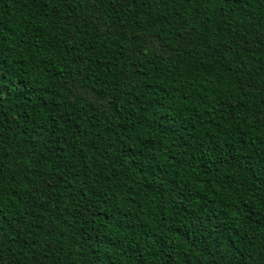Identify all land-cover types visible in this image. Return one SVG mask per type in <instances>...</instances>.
<instances>
[{
    "label": "trees",
    "instance_id": "1",
    "mask_svg": "<svg viewBox=\"0 0 264 264\" xmlns=\"http://www.w3.org/2000/svg\"><path fill=\"white\" fill-rule=\"evenodd\" d=\"M0 264H264V0H0Z\"/></svg>",
    "mask_w": 264,
    "mask_h": 264
}]
</instances>
